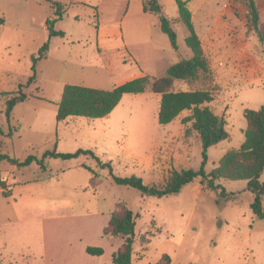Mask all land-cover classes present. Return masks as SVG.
<instances>
[{
    "label": "rangeland",
    "instance_id": "374dc122",
    "mask_svg": "<svg viewBox=\"0 0 264 264\" xmlns=\"http://www.w3.org/2000/svg\"><path fill=\"white\" fill-rule=\"evenodd\" d=\"M61 1L69 5L54 29L65 36L50 38L47 20L54 18V11L49 1L0 0V16L5 18L0 27V126L6 133L13 130L12 136L0 137V150L22 161L30 154L41 158L46 150L89 148L103 161H112L114 173L137 175L147 184L164 183L173 169H199L205 160L200 139L196 132L187 135L189 123H182L191 111L160 124L161 97L149 90L124 95L103 118L58 122L56 117L66 83L111 89L144 74L165 75L170 64L191 57L186 26L172 22L178 41L173 48L158 16L144 10L146 0ZM256 1L261 24L250 29L241 2L190 0L188 4L211 62L215 99L208 105L226 119L229 132L227 139L208 149V172L227 150L245 140V108L259 109L264 104V80H256L255 74L264 66L260 60L264 45L257 34L264 29V0ZM158 2L167 17L178 16L176 0ZM211 28L221 35V44L227 39L231 45L249 40L246 52L251 57L231 64L235 57L229 58L230 50L215 49ZM48 40L47 57L38 62L37 78L27 85L33 56ZM225 52L229 54L220 56ZM231 66L237 71L232 79ZM201 87L184 81L174 86L176 90ZM16 91L26 93L28 99L14 107L9 122L5 99L8 92ZM45 164V169L36 161L0 164L11 192L4 196L0 188V264H5V258L14 264H46L45 253L62 264L63 256L74 249L70 239L77 231L102 242L109 257L113 244L123 237L100 232L118 204L136 214L131 264H155L164 254L171 257L170 264H264V218L251 209L254 195L246 180L220 181L234 194L218 203L220 191L202 186L199 176L179 193L158 197L115 183L109 169L100 168L91 156L51 157ZM84 164L98 173L93 183Z\"/></svg>",
    "mask_w": 264,
    "mask_h": 264
},
{
    "label": "trees",
    "instance_id": "16d2710c",
    "mask_svg": "<svg viewBox=\"0 0 264 264\" xmlns=\"http://www.w3.org/2000/svg\"><path fill=\"white\" fill-rule=\"evenodd\" d=\"M47 1L51 3L54 11V18L47 20L50 38L58 35L65 36L64 31L54 29V24L65 17L69 3L61 0ZM189 1L176 0L178 4V16L173 20L166 16L158 0H146L144 10L155 13L158 16L160 28L169 36L173 48L178 47V41L172 22L181 21L188 31L185 41L192 50L191 57H184L170 64L166 69L165 75L153 76L144 74L126 80L111 89L66 83L62 98L58 103L56 117L58 122L72 117L103 118L116 108L124 95L142 93L149 90L161 97L158 113L160 124H169L183 111H191V114L182 119V123L185 125L189 123V126L185 129L187 135L196 132L200 139L205 160L199 169H173L164 183L147 184L140 176H121L114 173L112 161H103L94 150L89 148H78L73 152H61L56 149L46 150L41 158L35 154H30L22 161L0 150V164L4 160L19 165H29L36 161L45 169V160L47 158L61 157L72 159L86 155L96 159L100 168H108L110 176L115 183L138 189L143 195L163 197L179 193L184 186L199 176L201 177L202 186L207 189L220 191L218 203H221V199H230V195L234 194V192H228L220 181L246 180V188L254 195V199L250 204L251 209L256 216L264 218V179H262L264 174V104L259 109L245 108L244 116L247 126L245 129V140L240 147L227 150L211 171L208 172L205 168L208 149L227 139L229 132L227 130L226 119L216 114L208 105L215 99L212 87L211 62L197 33L192 12L188 6ZM233 1L241 2L245 6L247 29L260 26V9L256 0H230V3L232 4ZM94 7L97 12L95 24L96 27H99L98 7ZM4 22L5 18L0 16V27ZM257 34L260 42L264 45V29L260 28ZM49 48L50 40L46 41L38 49L37 54L33 56L32 74L27 80V85L36 80L38 62L47 57ZM262 52L264 54V50ZM176 81L198 82L202 87L189 90H176L174 88ZM8 95L9 97L5 99V114L10 122L14 107L18 103L28 99V95L20 91L8 92ZM2 135L12 136L13 130L10 129L6 133L0 126V137ZM82 166L91 173L90 181L93 183L98 176L95 168L86 164ZM6 181V178L2 176L0 171V188L2 189V194L8 197L11 195V192L7 190ZM135 233L136 214L128 206L118 204L112 211L110 220L103 230L105 236H121L124 238L122 245L112 255V262L114 264L132 263ZM86 250L92 255L104 253V248L101 246L90 245ZM170 263L171 257L168 254H164L155 264Z\"/></svg>",
    "mask_w": 264,
    "mask_h": 264
},
{
    "label": "crops",
    "instance_id": "0c3cea01",
    "mask_svg": "<svg viewBox=\"0 0 264 264\" xmlns=\"http://www.w3.org/2000/svg\"><path fill=\"white\" fill-rule=\"evenodd\" d=\"M211 24H213L212 21L209 25H211ZM99 31L101 32V35L103 37L101 27H100ZM209 31L212 34L215 49H217L219 52H223L226 50H228V51L230 50L232 52V56L229 58L235 57V59H233L234 61H232L231 64L235 63L238 60H246V59L251 57V54L246 52V48H247L246 45H247V43L248 44L250 43L249 40L245 41L246 44H245V42H242V43L239 42L235 45H231V43H228V39H227V41L225 40L223 42V44H221L222 39L221 40L219 39V38H221V35L216 30V28H211V29H209ZM117 36H120V34ZM202 43H203V41H202ZM238 45H240V46H238ZM233 53H234V55H233ZM226 54H229V53L225 52V53H222V55H220V56L225 57ZM260 60L262 61V64H264V54H262V57H260ZM233 73L235 74V73H237V71H234L232 69V66H231V70L229 71V75H230L231 79L233 78ZM255 74H257L256 80H264V66L260 69V71L256 72ZM230 103H231V100H230ZM78 187L82 188L84 190H87V187H84L83 185L78 186ZM98 191L99 190H93V192H96V193ZM110 217H111V215L107 217L108 221L106 224H104L102 226L100 234H103L104 227L108 224ZM73 235H74V237H72L70 239V244L74 249L72 251H70L68 255L63 256L64 260L59 262V263L63 262L62 264H114L112 262V255L115 251H117L119 249V247L122 245V243L124 241L122 238L121 241L116 243V245L113 244V248L111 249V254L109 257H107L108 252H107V249L105 247H103L104 253L101 255H92V254L88 253L86 250V248L90 245L102 247V242L93 241V239L89 238V236H85V235L81 236V231H77V234L76 235L73 234ZM112 238H115V237H112ZM75 248H76V251H75ZM35 254H37V253H33L34 256H35ZM30 256H32V254H30ZM42 257H43V259H45L46 264H57L56 263L57 261H56V258L54 255L50 256V254L45 253L44 255H42ZM106 258H108V260H106ZM5 264H14V263L11 260H7L5 258Z\"/></svg>",
    "mask_w": 264,
    "mask_h": 264
}]
</instances>
